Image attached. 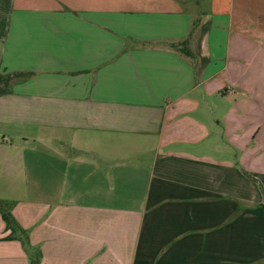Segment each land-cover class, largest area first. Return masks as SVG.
I'll use <instances>...</instances> for the list:
<instances>
[{
    "label": "crops",
    "instance_id": "1",
    "mask_svg": "<svg viewBox=\"0 0 264 264\" xmlns=\"http://www.w3.org/2000/svg\"><path fill=\"white\" fill-rule=\"evenodd\" d=\"M0 73L29 75L0 200L40 264H264V0H0Z\"/></svg>",
    "mask_w": 264,
    "mask_h": 264
},
{
    "label": "trees",
    "instance_id": "2",
    "mask_svg": "<svg viewBox=\"0 0 264 264\" xmlns=\"http://www.w3.org/2000/svg\"><path fill=\"white\" fill-rule=\"evenodd\" d=\"M170 46L183 54L186 57H192L194 54L188 46V40L170 43ZM27 74L12 73L1 74L0 73V97L8 94L11 91L12 85L19 79L26 78ZM13 203L0 200V215L5 223L6 231H9V235L1 239L2 241L18 240L22 243L26 253L29 256L30 264H40L42 253L39 249L33 248L29 241V233L23 229L16 221L12 214ZM264 206V204H263Z\"/></svg>",
    "mask_w": 264,
    "mask_h": 264
}]
</instances>
